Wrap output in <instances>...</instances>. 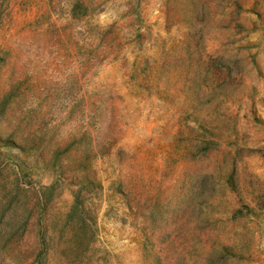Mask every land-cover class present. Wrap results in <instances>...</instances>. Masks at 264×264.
Returning <instances> with one entry per match:
<instances>
[{"label": "rangeland", "instance_id": "1", "mask_svg": "<svg viewBox=\"0 0 264 264\" xmlns=\"http://www.w3.org/2000/svg\"><path fill=\"white\" fill-rule=\"evenodd\" d=\"M0 264H264V0H0Z\"/></svg>", "mask_w": 264, "mask_h": 264}]
</instances>
